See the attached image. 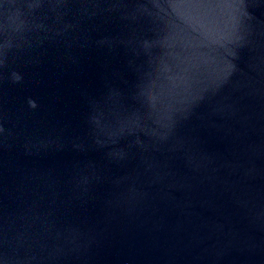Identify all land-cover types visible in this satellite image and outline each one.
<instances>
[{"label": "water", "instance_id": "water-1", "mask_svg": "<svg viewBox=\"0 0 264 264\" xmlns=\"http://www.w3.org/2000/svg\"><path fill=\"white\" fill-rule=\"evenodd\" d=\"M0 264H264V0H0Z\"/></svg>", "mask_w": 264, "mask_h": 264}, {"label": "clouds", "instance_id": "clouds-1", "mask_svg": "<svg viewBox=\"0 0 264 264\" xmlns=\"http://www.w3.org/2000/svg\"><path fill=\"white\" fill-rule=\"evenodd\" d=\"M34 106V105H33Z\"/></svg>", "mask_w": 264, "mask_h": 264}]
</instances>
